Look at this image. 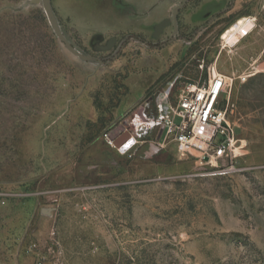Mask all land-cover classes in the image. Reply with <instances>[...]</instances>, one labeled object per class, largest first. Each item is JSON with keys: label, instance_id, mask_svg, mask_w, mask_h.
Segmentation results:
<instances>
[{"label": "rangeland", "instance_id": "rangeland-1", "mask_svg": "<svg viewBox=\"0 0 264 264\" xmlns=\"http://www.w3.org/2000/svg\"><path fill=\"white\" fill-rule=\"evenodd\" d=\"M49 5L0 0V264H264V0ZM216 60L254 66L232 87L235 170L188 147L116 150L117 125Z\"/></svg>", "mask_w": 264, "mask_h": 264}, {"label": "built area", "instance_id": "built-area-1", "mask_svg": "<svg viewBox=\"0 0 264 264\" xmlns=\"http://www.w3.org/2000/svg\"><path fill=\"white\" fill-rule=\"evenodd\" d=\"M248 34L244 32L243 38ZM223 36L224 33L221 35L222 47H234ZM217 61L204 80L185 81L179 87L176 80L170 81L157 104L153 97L145 100L135 111L130 127L116 126V136L112 137L116 150L127 154L146 142L155 151L170 145L178 146L179 150L188 147L200 152L199 158L207 164L219 162V174L235 170L236 158L244 155L243 151H237L245 149L247 143L243 144L238 138L231 121L234 111L232 87L235 79L246 82L255 72L253 66L248 72L229 75L218 69ZM123 138L125 141L120 142ZM222 160L228 164L221 166Z\"/></svg>", "mask_w": 264, "mask_h": 264}, {"label": "bare ground", "instance_id": "bare-ground-1", "mask_svg": "<svg viewBox=\"0 0 264 264\" xmlns=\"http://www.w3.org/2000/svg\"><path fill=\"white\" fill-rule=\"evenodd\" d=\"M252 19L250 17L241 18L240 21L233 25L229 30L224 34L223 38L226 39L227 43H230L232 40H240L243 36L244 32L249 33V28L251 27ZM121 141H125V139H121ZM218 163V162H215Z\"/></svg>", "mask_w": 264, "mask_h": 264}, {"label": "water", "instance_id": "water-1", "mask_svg": "<svg viewBox=\"0 0 264 264\" xmlns=\"http://www.w3.org/2000/svg\"><path fill=\"white\" fill-rule=\"evenodd\" d=\"M44 4H45V7H46V9L48 11L49 16L51 17V8H50V5H49V0H44ZM175 12L177 13V10H175Z\"/></svg>", "mask_w": 264, "mask_h": 264}, {"label": "crops", "instance_id": "crops-1", "mask_svg": "<svg viewBox=\"0 0 264 264\" xmlns=\"http://www.w3.org/2000/svg\"><path fill=\"white\" fill-rule=\"evenodd\" d=\"M192 19L194 20V19H199V17L197 16V15H194V16H192ZM192 20V21H193ZM197 21V20H196ZM195 22V21H194Z\"/></svg>", "mask_w": 264, "mask_h": 264}]
</instances>
